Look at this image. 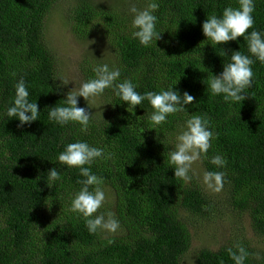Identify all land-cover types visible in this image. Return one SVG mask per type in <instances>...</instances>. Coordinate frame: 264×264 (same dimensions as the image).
<instances>
[{
    "label": "trees",
    "instance_id": "16d2710c",
    "mask_svg": "<svg viewBox=\"0 0 264 264\" xmlns=\"http://www.w3.org/2000/svg\"><path fill=\"white\" fill-rule=\"evenodd\" d=\"M59 1L0 0V264H183L191 234L181 212L206 214L213 202L197 184L175 178L167 162L170 141L191 115L206 116L214 133L211 147L200 158L202 165L206 171L223 172L231 205L247 212L253 230L264 237V64H253V85L242 104L225 103L206 92L212 74L223 70L232 51L248 54L243 37L239 43L213 48L202 33L208 15L238 7V0H157L161 38L148 47L132 38L131 9L143 10L150 0H74V31L86 38L97 28L93 37L108 44L109 67L121 73L115 83L131 80L143 94L178 82L174 90L196 98L187 106L189 112L170 115L152 130L147 100L132 116L113 90L106 89L101 96L107 98V111L98 117L89 103L93 116L87 131L48 119V108L63 104L70 89L67 85L55 91L63 78L45 37L46 18ZM253 17L254 29L264 32V0H255ZM104 54L84 62V80L95 78L92 68L106 63L101 61ZM21 78L41 111L39 120L22 128L17 119L6 116ZM78 99L79 107H87ZM77 141L104 149L107 158L94 162L91 170L103 178L102 188L110 186L116 195L119 220L127 225L124 238L90 234L84 220L71 211L83 177L79 169L59 164L57 156ZM216 155L227 164L213 165ZM53 167L61 179L49 183L47 172ZM237 245L249 253L245 264H264V252ZM229 249L236 251V245L202 248L197 264H235Z\"/></svg>",
    "mask_w": 264,
    "mask_h": 264
},
{
    "label": "clouds",
    "instance_id": "9594fccd",
    "mask_svg": "<svg viewBox=\"0 0 264 264\" xmlns=\"http://www.w3.org/2000/svg\"><path fill=\"white\" fill-rule=\"evenodd\" d=\"M157 0H150L148 6L143 10L135 7L131 9L134 13L131 26L132 38L137 40L141 46L148 47L153 41L161 38V32L157 30L158 17L155 12L158 10ZM255 0H238V7L228 6L223 9L221 15H208L202 24V33L206 37L208 44L213 48L227 44L230 41L239 43L238 38L243 37L247 44L248 54L240 50L231 52L228 63L223 64V70L219 74H212L207 82L206 92L211 96L222 97L225 103H241L248 97L246 89L253 85V64L258 60L264 64V32L254 29ZM249 29H253L249 32ZM225 55L227 53L225 52ZM255 58V59H253ZM95 78L87 79L66 93L63 104H56L48 108L49 121L60 126L70 123L78 124L82 131H87L92 116L88 109L92 98L101 96L106 89H112L116 97L126 104V111L135 116V109L147 100L152 111L148 117L150 129L155 130L158 126L167 122L170 115L178 112H189V105L196 99L187 91L181 93L174 86L160 92L139 93L136 89L138 85L131 80H119L121 73L118 68H110L107 63L95 65L92 68ZM15 76V73H13ZM60 85L55 91L66 87L69 80L59 79ZM29 91L23 78L15 84V94L11 104L7 107L6 116L19 121L18 127L31 125L39 120L41 111L37 101L29 99ZM83 97L87 107H79V99ZM103 118V116H102ZM213 131L209 127V120L204 115H191L187 119L185 126L178 134H175L170 141V150L167 156L169 168L174 170V177L184 183L190 181L189 175L192 165L200 160L202 155H206L211 147ZM104 149L91 146L86 141H77L66 145L64 150L57 156L59 164L68 169H79V174L83 179L78 183L81 185L71 200V211L80 216L90 234L98 231L116 233L120 227L119 221L113 213H108L107 218L103 213L97 214L101 209L106 194L102 188L104 180L98 177L91 170V165L99 159H106ZM211 163L217 167L227 164L225 158L220 155L212 157ZM41 176V175H40ZM37 177L38 180L39 177ZM223 172L205 171L203 182L205 186L213 191H220L223 187ZM61 179V173L56 167L47 172V181L54 183ZM49 183L46 185L49 187ZM111 242V241H109ZM230 257L235 264H245L249 255L247 250L236 245V251L229 249Z\"/></svg>",
    "mask_w": 264,
    "mask_h": 264
},
{
    "label": "rangeland",
    "instance_id": "374dc122",
    "mask_svg": "<svg viewBox=\"0 0 264 264\" xmlns=\"http://www.w3.org/2000/svg\"><path fill=\"white\" fill-rule=\"evenodd\" d=\"M99 1L112 3L115 0ZM74 9V0H60L45 21V37L57 56L58 73L63 79L73 81L68 84L69 90L75 87L78 89L80 82L84 81L82 67L90 57L105 53L101 61L107 64L112 63V55L107 52L110 49L106 41L97 36L93 37L97 28L92 29L86 38L78 36L74 31ZM80 98L84 100L83 97ZM89 103L93 107V114L98 117L107 111L108 102L105 96L92 98ZM205 171L201 159L196 161L189 173L191 179L185 183L186 185L197 184L213 202L210 212L206 214L194 216L190 212H181L191 234V245L182 258L183 264H197V254L202 248L217 250L224 245L245 243L253 247L257 253L262 254L264 237L253 230L249 214L240 212L231 205L229 200L231 193L228 189L222 187L218 192L208 189L203 182ZM103 190L106 200L97 214L103 213L107 218L108 213H113L120 227L116 233L100 232V236L103 239L124 238L127 225L119 220L122 218L116 211V195L110 186ZM45 212L46 210L43 214Z\"/></svg>",
    "mask_w": 264,
    "mask_h": 264
}]
</instances>
